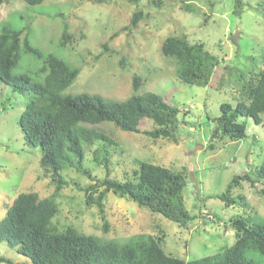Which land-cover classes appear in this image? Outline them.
Instances as JSON below:
<instances>
[{"label":"rangeland","instance_id":"374dc122","mask_svg":"<svg viewBox=\"0 0 264 264\" xmlns=\"http://www.w3.org/2000/svg\"><path fill=\"white\" fill-rule=\"evenodd\" d=\"M241 1L239 15L236 0H45L37 6L6 0L1 7L0 30L10 23L12 28L24 31L23 36L42 58L53 55L80 70L63 95L88 94L105 102H124L134 95L138 77L140 92L162 95L182 111L177 142L146 135L145 131L153 129L150 120L141 123L138 134L108 123L87 125L115 142L109 147V172L94 159L96 149L100 150L101 160L104 156L102 143L97 142L85 150L83 161V169L92 179L82 169L69 167L62 172L66 185L56 193L48 174L39 175L40 148L26 143L20 128L19 120L29 98L0 81V221L19 194L32 191L54 200L58 213L51 226L58 232L74 227L80 233L119 243L148 236L162 238L168 254L194 261L231 247L236 241L232 225L235 220H264L262 184L252 187L241 182L230 192V206L219 198L235 177L244 173L255 177L264 164V116L260 125L250 117L240 118L247 132L242 140L214 136L221 106H236L243 100V85L258 76L264 66V0ZM138 12L142 17L137 26H132ZM66 28L73 38L64 47ZM172 36H184L193 44L203 43L218 57L221 65L210 86L180 82L178 63L162 53L164 41ZM20 55L14 74L41 80L43 74L37 73L43 59L24 51ZM138 161L160 165L186 177L183 193L192 216L187 225L170 221L112 192L104 200L103 213L96 205H87L89 186L106 177L132 180L139 169ZM0 256L16 264H31L7 242L0 244Z\"/></svg>","mask_w":264,"mask_h":264},{"label":"trees","instance_id":"16d2710c","mask_svg":"<svg viewBox=\"0 0 264 264\" xmlns=\"http://www.w3.org/2000/svg\"><path fill=\"white\" fill-rule=\"evenodd\" d=\"M5 1L0 0V12ZM22 1L37 6L45 0ZM90 1L102 3L106 0ZM129 1L138 3L140 0ZM236 8L241 15V0H236ZM141 17V12L134 14L132 26H137ZM23 33V30L12 28L10 23L1 26L0 81L11 87L13 92L28 96L19 120L20 128L25 142L40 148L42 173L39 175L48 174L56 193L65 187L62 172L69 167L82 169L92 179L91 174L83 169V161L85 150L97 142L102 143L104 156L101 160L100 150L96 149L94 159L109 172V147L115 142L103 132L87 128V125L108 123L121 131L138 134L141 133V123L150 120L154 124L153 129L145 131L146 135L153 139L178 141L182 110L162 95L140 92L138 77L134 81V95L124 102H105L88 94L65 96L63 92L75 82L80 70L53 55L42 58L39 50L32 47ZM72 38L66 28L62 45L66 47ZM21 51L43 59V67L37 73V76L43 74L41 80L27 74H14ZM162 53L176 60L179 66L177 78L188 85L210 86L221 65L218 57L206 50L203 43H190L184 36L168 37L163 43ZM242 92L243 100L236 106L229 103L221 106L222 114L217 119L214 136L231 140L246 138V124L240 121L241 117H250L256 125L262 124L264 66L258 76L246 81ZM138 166L132 180L122 182L109 177L94 180L95 184L86 189L87 205H96L103 213L104 200L112 192L170 221L187 225L192 216L185 206L183 192L187 186L186 177L148 162L138 161ZM243 181L252 187L262 184L261 193L264 195V164L255 177L244 173L232 180L226 193L219 197L227 206L233 204L230 192ZM57 213L58 208L52 198H41L32 191L19 194L0 221V244L7 242L27 257L31 264H264V220H235L232 225L236 241L231 247L202 260L186 261L168 254L162 238L148 236L119 243L80 233L74 227L58 232L51 226ZM0 264L16 263L0 256Z\"/></svg>","mask_w":264,"mask_h":264},{"label":"water","instance_id":"95a60500","mask_svg":"<svg viewBox=\"0 0 264 264\" xmlns=\"http://www.w3.org/2000/svg\"><path fill=\"white\" fill-rule=\"evenodd\" d=\"M237 36H239V34H238V33L236 34V36H235L234 40H236Z\"/></svg>","mask_w":264,"mask_h":264}]
</instances>
